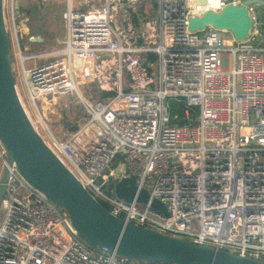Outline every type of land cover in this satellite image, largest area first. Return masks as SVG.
<instances>
[{
	"label": "built area",
	"instance_id": "obj_1",
	"mask_svg": "<svg viewBox=\"0 0 264 264\" xmlns=\"http://www.w3.org/2000/svg\"><path fill=\"white\" fill-rule=\"evenodd\" d=\"M13 2L2 0V11L16 40ZM64 2L63 45L44 53L55 58L25 68L34 56L21 55L16 44L35 119L19 100L46 146L123 221L264 263V0ZM229 4L247 10L245 38L212 26L187 28L189 17ZM143 7L152 14L142 17ZM82 84L93 85L97 98H82ZM72 91L83 122L57 139L39 104ZM170 99L183 101L181 118L170 114ZM6 157L0 144V170H7L0 264H151L89 247L67 212ZM120 178L135 182L129 201L114 193ZM140 188L144 202L136 200Z\"/></svg>",
	"mask_w": 264,
	"mask_h": 264
},
{
	"label": "water",
	"instance_id": "obj_2",
	"mask_svg": "<svg viewBox=\"0 0 264 264\" xmlns=\"http://www.w3.org/2000/svg\"><path fill=\"white\" fill-rule=\"evenodd\" d=\"M206 26L226 30L235 40H240L247 35L250 19L244 6L230 4L218 12L206 11L200 16L187 19L190 31H200ZM63 125L66 127L69 123L64 122ZM0 144L5 150L7 164L13 162L29 184L41 191L53 204L63 208L77 236L93 249L104 248L116 256L151 264H264L125 222L108 212L81 186L34 130L18 98L9 60V40L3 21L2 0ZM6 173L5 167L0 170V199L4 192ZM135 190L132 178H120L114 185L115 195L126 201L132 199ZM146 197V191L140 188L136 200L144 202ZM151 204L161 212L164 211L157 200Z\"/></svg>",
	"mask_w": 264,
	"mask_h": 264
},
{
	"label": "rangeland",
	"instance_id": "obj_3",
	"mask_svg": "<svg viewBox=\"0 0 264 264\" xmlns=\"http://www.w3.org/2000/svg\"><path fill=\"white\" fill-rule=\"evenodd\" d=\"M14 16L16 24V40L12 32H8L9 40V60L13 76L16 93L22 104L26 107L30 117L35 119L36 113L29 104L22 81L21 64L18 58V49L21 55L34 56L23 61V67H32L55 58L57 55H44L53 49L63 45L65 34L64 22L61 19V12L64 8V0H14ZM144 11V7L141 8ZM152 13H143L142 17H147ZM262 16V20L264 16ZM264 34V26L262 27ZM264 65V52H260ZM77 90L82 98L94 100L97 93L91 84L77 86ZM51 106V109H50ZM43 110L42 116L48 130L57 138H65L69 134V129L74 125L83 122L82 106L78 102L77 96L72 92L55 94L53 99L46 100L39 104ZM68 122V126L63 123ZM41 131L45 132L42 125L38 124ZM143 205L135 203V208L141 210ZM195 229V223L194 227Z\"/></svg>",
	"mask_w": 264,
	"mask_h": 264
},
{
	"label": "trees",
	"instance_id": "obj_4",
	"mask_svg": "<svg viewBox=\"0 0 264 264\" xmlns=\"http://www.w3.org/2000/svg\"><path fill=\"white\" fill-rule=\"evenodd\" d=\"M141 11L144 13L143 9H141ZM142 13V14H143ZM104 95L102 93L99 94V97H103ZM168 108H169V112L170 114H175L177 117H182L183 115V109H184V103L182 100H168ZM190 111V115L193 117L195 116L196 113V109L192 108L189 110Z\"/></svg>",
	"mask_w": 264,
	"mask_h": 264
},
{
	"label": "crops",
	"instance_id": "obj_5",
	"mask_svg": "<svg viewBox=\"0 0 264 264\" xmlns=\"http://www.w3.org/2000/svg\"><path fill=\"white\" fill-rule=\"evenodd\" d=\"M54 98V96H52L51 98H49V99H53ZM50 109H51V106H50Z\"/></svg>",
	"mask_w": 264,
	"mask_h": 264
}]
</instances>
